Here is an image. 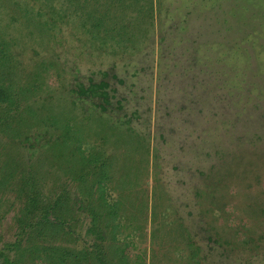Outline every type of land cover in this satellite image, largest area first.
I'll use <instances>...</instances> for the list:
<instances>
[{"label": "trees", "instance_id": "16d2710c", "mask_svg": "<svg viewBox=\"0 0 264 264\" xmlns=\"http://www.w3.org/2000/svg\"><path fill=\"white\" fill-rule=\"evenodd\" d=\"M189 2L0 0V264H264L261 0Z\"/></svg>", "mask_w": 264, "mask_h": 264}, {"label": "rangeland", "instance_id": "374dc122", "mask_svg": "<svg viewBox=\"0 0 264 264\" xmlns=\"http://www.w3.org/2000/svg\"><path fill=\"white\" fill-rule=\"evenodd\" d=\"M183 6H187L190 2V0H183ZM193 2H197L200 3L199 5L204 8V7H213L214 5H216L217 0H191ZM259 7L261 8L262 11H264V0H261V3L259 4ZM264 30V28H263ZM128 79H131V77L129 76ZM132 80V79H131Z\"/></svg>", "mask_w": 264, "mask_h": 264}]
</instances>
